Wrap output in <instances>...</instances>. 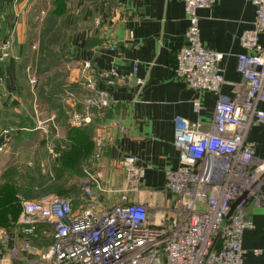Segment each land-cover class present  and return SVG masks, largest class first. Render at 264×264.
Returning a JSON list of instances; mask_svg holds the SVG:
<instances>
[{"label": "crops", "instance_id": "0c3cea01", "mask_svg": "<svg viewBox=\"0 0 264 264\" xmlns=\"http://www.w3.org/2000/svg\"><path fill=\"white\" fill-rule=\"evenodd\" d=\"M41 1L0 0V40L9 38L12 43L10 57L0 62L4 80L0 132L8 126L17 128L6 136V149L0 152V264H34L21 247L18 210L21 198L55 193L38 191L45 183L44 173H50L62 151L70 147L66 87L81 93L95 81V87L106 90L112 100L102 119L83 127L90 133L91 151L83 153L81 162L108 190L99 194L100 203L110 206L117 201V192H110L123 184L116 161L132 154L144 167V176L141 192L128 199L144 200L156 220L170 201L164 190V170L179 163L180 151L173 145L175 117L198 120L203 131L209 129L213 117L215 95L198 93L173 74L174 54L183 44L187 27L182 0H75L66 29L45 27L47 18L41 24ZM196 14L201 40L223 54L225 83L220 93L232 96L241 79L235 68L243 52L239 37L253 26V6L248 0H217L209 8H198ZM41 26L46 35L54 36L55 31L63 39L67 32L66 53L59 51V37H55L47 47L49 53L40 50L38 54L36 44H46L39 39ZM258 41L264 45V33ZM52 45L57 47L49 48ZM110 67L125 78L107 88L92 72ZM197 96L198 115L191 104ZM260 107L264 109V103ZM100 131H107L110 139L95 159L93 136ZM246 138L254 145L255 156L264 159V127L251 126ZM47 145L57 152L56 158ZM22 163L30 168L15 167ZM15 172L22 178L17 186L13 185L18 177ZM78 190L71 189L67 197L74 207L85 202ZM246 215L252 226L242 235V261L264 264V201L249 202ZM48 242L42 238L33 244L42 247Z\"/></svg>", "mask_w": 264, "mask_h": 264}, {"label": "built area", "instance_id": "2783aa9c", "mask_svg": "<svg viewBox=\"0 0 264 264\" xmlns=\"http://www.w3.org/2000/svg\"><path fill=\"white\" fill-rule=\"evenodd\" d=\"M216 1L182 0L187 27L183 44L174 54L173 74L198 93H213L215 102L206 131L200 129L198 120L174 119L173 145L180 157L175 168L164 170V190L170 196L166 210L156 220L144 200L128 199L141 192L144 176V167L134 155L124 154L116 161L123 184L110 190L117 192V201L110 206L98 199L108 190L85 168L80 181L83 205L74 207L69 198L57 195L21 198L17 219L21 247L36 258L34 264H245L241 240L252 226L246 207L249 202L264 201V159L255 156L254 145L246 138L251 126L264 127L260 107L264 103V45L258 41L264 33V0H248L254 23L239 37L243 52L235 68L241 79L232 96L220 93L225 83L223 54L207 46L199 33L196 10ZM11 45L9 38L0 40V62L10 57ZM92 74L107 88L125 78L114 67ZM94 82L81 93L66 90L70 126L92 124L112 106L109 93ZM3 83L0 74V87ZM191 104L198 115L199 97ZM16 131L8 126L0 132V152L6 149V136ZM109 139L107 131L93 136L95 159ZM47 148L53 158L58 156ZM42 238L48 244H33Z\"/></svg>", "mask_w": 264, "mask_h": 264}, {"label": "rangeland", "instance_id": "374dc122", "mask_svg": "<svg viewBox=\"0 0 264 264\" xmlns=\"http://www.w3.org/2000/svg\"><path fill=\"white\" fill-rule=\"evenodd\" d=\"M74 2L75 0H42L41 2H39V6L43 10V14L41 10L38 13L39 15L42 14L41 17H43L41 20V24L45 22L46 18L49 21L51 18H53L56 20V25L58 26L57 29H62V28L66 29L67 14H68L69 8L73 6ZM51 27H53V29H56L54 27L53 20L50 21V26H48L47 28L51 29ZM42 28L43 27L41 26L38 31L39 39L45 40L46 44H43L41 42V44H39L38 46L37 44H36V47L34 46L35 50H38V54H40V50H43V52H48L47 47L51 44V41L54 40L55 37L57 38L59 37V32L54 31V36L46 35L45 34L46 30L44 32V28L43 29ZM58 41L60 43V47H58L59 51L60 52L64 51L66 53L67 48L65 45L67 42V32L64 34V39L63 37L60 36ZM56 47L52 45V47H49V48H56ZM62 60H65V59H62ZM65 90H67V87L65 88ZM82 164L80 166L72 164L70 167L67 166L68 168H65L63 165H59V162L54 163V165H52V168L50 169L51 172L44 173L46 176L45 183L43 187L41 188V190L38 191V193H43L45 191H53L55 193H53L52 195L68 197V193L70 192V190L76 187L79 189L78 193H80L81 185H80L79 177L83 176V170L85 168H88L87 166H85L86 163H82ZM15 167H17V169L20 167L21 171L25 170L26 168L27 169L30 168L27 165L26 166L23 165V163L16 164ZM15 175L18 176L16 172H15ZM21 180L22 178H20V175H19L17 178L13 179V185L17 186L21 182ZM45 195L47 194H42V195H39L38 197L41 198ZM34 197H37V196H34ZM31 258L33 261H35L36 259L34 257H31Z\"/></svg>", "mask_w": 264, "mask_h": 264}, {"label": "trees", "instance_id": "16d2710c", "mask_svg": "<svg viewBox=\"0 0 264 264\" xmlns=\"http://www.w3.org/2000/svg\"><path fill=\"white\" fill-rule=\"evenodd\" d=\"M53 20L54 27L57 29L56 20L51 18L50 21ZM50 21L47 19L45 27L50 26ZM53 29V27H51ZM67 116V115H66ZM88 125H82L78 127H69V137L70 140V147L68 150H63L61 155L58 158L59 165H63L65 168L70 167L72 164L74 165H81V161H83L84 154H87L91 151V143L89 141L90 133L87 129H84L83 127L89 126ZM82 127V128H81ZM84 153V154H83ZM68 166V167H67ZM28 183L32 182L31 178H27ZM20 212V207L18 210V215Z\"/></svg>", "mask_w": 264, "mask_h": 264}, {"label": "water", "instance_id": "95a60500", "mask_svg": "<svg viewBox=\"0 0 264 264\" xmlns=\"http://www.w3.org/2000/svg\"><path fill=\"white\" fill-rule=\"evenodd\" d=\"M230 212H231V210L229 211V213H228V214H230Z\"/></svg>", "mask_w": 264, "mask_h": 264}]
</instances>
